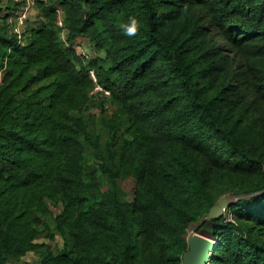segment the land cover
I'll use <instances>...</instances> for the list:
<instances>
[{
  "label": "trees",
  "instance_id": "16d2710c",
  "mask_svg": "<svg viewBox=\"0 0 264 264\" xmlns=\"http://www.w3.org/2000/svg\"><path fill=\"white\" fill-rule=\"evenodd\" d=\"M0 12V264H182L190 222L264 190V0H36L24 41ZM64 16L67 44L58 25ZM140 22L134 37L119 27ZM86 37L98 52L75 49ZM110 135L83 111L95 81ZM95 97V96H94ZM95 148L101 174L86 166ZM123 176L136 179L132 201ZM50 201L62 204L58 212ZM210 219V264H264V191ZM65 237L55 251L43 235ZM51 234V233H50Z\"/></svg>",
  "mask_w": 264,
  "mask_h": 264
},
{
  "label": "rangeland",
  "instance_id": "374dc122",
  "mask_svg": "<svg viewBox=\"0 0 264 264\" xmlns=\"http://www.w3.org/2000/svg\"><path fill=\"white\" fill-rule=\"evenodd\" d=\"M9 5L10 3L8 0H0L1 16H4L5 12L11 10ZM40 20H41V16L39 14L37 7H33L31 12L29 13L26 26L36 25L37 23L40 22ZM81 40L89 49V51L92 52L93 55L100 54L102 56H105V51L101 50L100 52H98V50L95 49L93 43H91L85 36L82 37ZM3 71L4 68L0 65V81L2 79ZM95 94L96 96L95 95H94L95 97L92 96V100L90 101L88 107L83 111V114L94 137L98 136V143L101 146L99 147V149L104 151V148L109 143L110 135L107 132V130H105L102 126V117L104 116L105 112L106 113L112 112L115 109V105L110 104L108 110H105L102 107V105L98 102V100L104 99V97L100 93L96 92ZM89 149L90 150L88 151V159L86 160V166L91 172H93L95 176H99L101 174L98 165L99 157L95 152V148L90 147ZM135 188H136V179L133 176H123L119 179L118 190L123 200L132 201L135 195ZM227 194L234 196L231 199L232 200L231 205H233L239 200L255 196V195L246 196V194L248 193L236 194L233 192H228ZM239 195L245 197L239 198ZM50 207L53 209L54 212H58L62 208V204L61 202L59 204L58 202L50 201ZM229 208L224 214L227 221L233 220V218H235L234 213ZM193 232L204 235L205 237H208L213 241H215L217 244V236L213 231L212 223L209 222V219H207V215L201 217L199 220L192 221L188 224L187 231L185 233L186 239H188V236ZM64 239L65 237L62 233L57 231L55 228H52L49 231L48 235L41 236L38 239V241L50 243L55 249V251H58L63 247ZM38 260H39L38 252L31 251L24 256L12 259L10 264H36Z\"/></svg>",
  "mask_w": 264,
  "mask_h": 264
},
{
  "label": "built area",
  "instance_id": "2783aa9c",
  "mask_svg": "<svg viewBox=\"0 0 264 264\" xmlns=\"http://www.w3.org/2000/svg\"><path fill=\"white\" fill-rule=\"evenodd\" d=\"M8 1L13 4H16L17 6L14 11V14L8 17L10 30L18 36L20 42H23L25 36L24 32L26 29L29 13L31 12L32 8L35 7L36 0H8ZM57 22L58 25L61 26V34L63 41L69 44V42L67 41L68 40L67 29L65 27L64 16L61 13V11H59ZM75 49L85 59H89L92 56V52L89 51V49L82 42V40L76 42ZM90 73L95 81V86L92 91V94L96 96L95 93L97 92L100 93L104 98H108L111 94L110 90L106 89L98 82L96 72L94 69H91Z\"/></svg>",
  "mask_w": 264,
  "mask_h": 264
},
{
  "label": "water",
  "instance_id": "95a60500",
  "mask_svg": "<svg viewBox=\"0 0 264 264\" xmlns=\"http://www.w3.org/2000/svg\"><path fill=\"white\" fill-rule=\"evenodd\" d=\"M263 191L264 190L248 193L246 196L256 195ZM232 197L234 196L227 193L220 196L216 203L210 208L207 219H217L224 215L232 204ZM243 197L245 196L239 195V198ZM187 242L189 244V249L183 255L182 264H210V258L216 247L215 241L204 235L193 232L188 236Z\"/></svg>",
  "mask_w": 264,
  "mask_h": 264
},
{
  "label": "clouds",
  "instance_id": "9594fccd",
  "mask_svg": "<svg viewBox=\"0 0 264 264\" xmlns=\"http://www.w3.org/2000/svg\"><path fill=\"white\" fill-rule=\"evenodd\" d=\"M122 33L128 37H134L140 30V22L135 17H129L127 23H121L119 25Z\"/></svg>",
  "mask_w": 264,
  "mask_h": 264
}]
</instances>
